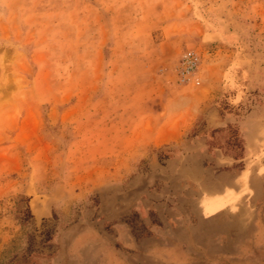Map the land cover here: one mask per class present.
Returning a JSON list of instances; mask_svg holds the SVG:
<instances>
[{
	"label": "rangeland",
	"instance_id": "rangeland-1",
	"mask_svg": "<svg viewBox=\"0 0 264 264\" xmlns=\"http://www.w3.org/2000/svg\"><path fill=\"white\" fill-rule=\"evenodd\" d=\"M188 51L200 65L183 83ZM161 100L200 117L163 146L132 138ZM192 147L230 164L228 205L264 228V0H0V264L68 262L115 205L143 231L131 201L176 207Z\"/></svg>",
	"mask_w": 264,
	"mask_h": 264
},
{
	"label": "crops",
	"instance_id": "crops-1",
	"mask_svg": "<svg viewBox=\"0 0 264 264\" xmlns=\"http://www.w3.org/2000/svg\"><path fill=\"white\" fill-rule=\"evenodd\" d=\"M160 102L159 108L146 111L132 130V138L151 139L163 146L182 139L200 117L201 105L178 120L180 113L170 108L167 101ZM254 119L250 116L242 122L248 140L256 137ZM204 120L211 123L213 118ZM224 121L235 120L226 117ZM250 148L253 150L251 141ZM210 154L207 148L192 147L186 159L181 158V192L176 207L166 210L163 204L142 199L138 192L130 210L139 214L143 231L120 223L125 211L120 213L115 205L110 211L100 212L104 216L101 226L92 220L77 237L68 250L73 258L67 262L61 256H65L62 250L54 264H264V228L254 227L250 221L247 225L245 209L236 212L228 205V191H235L239 183L232 175L234 170L226 169L230 164L221 169V158H209ZM202 192L209 199L224 200L226 205L209 213L201 202Z\"/></svg>",
	"mask_w": 264,
	"mask_h": 264
},
{
	"label": "built area",
	"instance_id": "built-area-1",
	"mask_svg": "<svg viewBox=\"0 0 264 264\" xmlns=\"http://www.w3.org/2000/svg\"><path fill=\"white\" fill-rule=\"evenodd\" d=\"M200 65V56L195 51H188L182 57L180 64L181 81L187 82L195 75Z\"/></svg>",
	"mask_w": 264,
	"mask_h": 264
}]
</instances>
